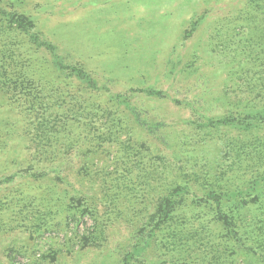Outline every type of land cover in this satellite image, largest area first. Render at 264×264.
<instances>
[{"label":"rangeland","instance_id":"1","mask_svg":"<svg viewBox=\"0 0 264 264\" xmlns=\"http://www.w3.org/2000/svg\"><path fill=\"white\" fill-rule=\"evenodd\" d=\"M7 13L32 26L0 35L16 44L0 70L29 66L36 84H0V264H264L256 228L223 238L191 181L173 219L150 222L173 180L206 172L233 190L264 170V95L250 82L264 0H0ZM256 190L246 217L264 206Z\"/></svg>","mask_w":264,"mask_h":264},{"label":"trees","instance_id":"2","mask_svg":"<svg viewBox=\"0 0 264 264\" xmlns=\"http://www.w3.org/2000/svg\"><path fill=\"white\" fill-rule=\"evenodd\" d=\"M5 15L7 16V19L0 20V35L8 33L13 34L15 32L25 33L27 32L28 28L32 26V22L23 14L17 15L7 13ZM4 47L10 49L7 43H2L0 48L4 49ZM15 47L16 44L14 42H11L10 50H12V52L15 51ZM3 54L5 55V53ZM14 62L15 61H13L12 63ZM14 66L15 65H13L12 67ZM262 66H264L263 63H261L260 65V71L257 72L258 75L254 78H251L250 80L252 85L251 87L255 88L258 86L259 96L264 95V67ZM11 69L12 73L7 72L6 70H0V84L2 86H6L10 82H12V85H15V89H21L25 87L29 88L31 85L36 84L33 80L34 78L32 79V77L26 71L27 69H30L29 66L24 67L23 65L20 67V69H17V71L13 70V68ZM73 72L76 74L75 76L78 79L85 81L86 83L88 82L87 85L94 88V81L86 75L82 68L74 67ZM73 109L80 111V105L77 102H74L71 105V110ZM81 112L79 113L81 114ZM256 113L259 119L263 121L264 109L256 111ZM87 114H90L88 121H94V118L91 117L92 113L88 112ZM231 122V119L226 117L217 120V123L219 124H231ZM45 124L46 123L42 122L40 126L38 137H40L41 140H49L53 136L51 132H48L49 128ZM87 125L89 127H87ZM87 125L86 129H90V132H92L93 128L97 127L94 124ZM259 143L261 144V141H259ZM261 145L255 146L253 150H262L264 152L263 146L262 149L260 147ZM261 158V156H258L257 160L259 161L261 160ZM121 160H123V164H121L122 169L124 167L125 170H127L129 168V166L128 168L126 167L127 162H125L124 159ZM186 177L187 182L185 183H181L178 180H173L166 188V192H163L164 194L159 196V200L156 202L157 205L155 208V212L150 215V222L153 223L155 229H159L169 219H173L174 210L176 206L181 203V200H183V195L188 192H193V189H190L192 184H198L197 186L199 188H201L202 190L205 189L206 191L203 195L194 196V198L192 199L193 204L197 207L203 206L209 208L210 210H213L215 216L214 219L220 222L225 229V232L223 233V235H221L223 238L229 241H233L237 244H239L243 239L250 240L251 237L246 235L247 230L245 228L241 230L246 223L248 227L251 226L256 228V236L252 237L254 238L258 246H260L261 248L264 247V206L262 208L258 207L259 210H254L253 213H259L251 217L248 215L246 217V215H244L242 212V209L248 208V206H257L259 204L260 197L256 189L258 188V186L264 185V170L257 172V174L255 175L253 174V176H251V180L248 182L245 188L236 186L233 190H223L221 187V182L217 179L210 181L209 176L206 172H204V174L191 173L186 175ZM190 181L193 183L190 184ZM254 192L257 194H253ZM227 205L228 207H225ZM180 220L183 219L180 218Z\"/></svg>","mask_w":264,"mask_h":264}]
</instances>
